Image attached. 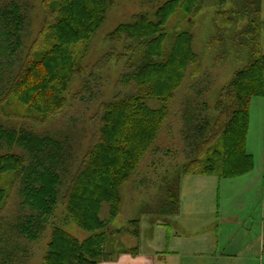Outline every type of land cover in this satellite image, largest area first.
<instances>
[{
	"label": "trees",
	"instance_id": "obj_1",
	"mask_svg": "<svg viewBox=\"0 0 264 264\" xmlns=\"http://www.w3.org/2000/svg\"><path fill=\"white\" fill-rule=\"evenodd\" d=\"M116 1L44 0V25L30 48L28 1L0 2V117L46 124L64 114L69 96L75 101L84 99L92 81L100 80L96 72L100 74L113 60L122 66L115 95L109 103H101L88 121L92 136L80 161L82 133L74 128L37 135L0 121V264H20L30 258L29 244L52 225L63 189L66 215L91 235L80 242L55 227L42 264L112 260L106 249L113 246L109 224L121 209L122 188L153 147L168 114L165 106L155 110L146 101L156 98L166 102L187 72L193 77L199 72L194 35L179 25L200 12L204 0H167L153 14H137L109 33V51L88 74L84 61ZM261 2L214 0L220 54L227 55L223 33L242 20L246 23L234 38L239 47L251 49L245 67L222 89L213 111L216 116L197 97L189 100L191 105L183 116L190 163L185 174L229 179L244 176L255 167L246 141L250 101L264 95ZM229 4L232 8L223 10ZM209 45L211 48V39ZM75 78L84 80L83 87L70 94ZM12 181H18V189L14 212L7 218L2 212ZM181 183L179 190L171 189L168 196L166 207L174 216L180 212ZM104 204L109 205L108 220L101 217ZM135 223L134 236L140 238L141 220ZM130 251L135 253L138 248Z\"/></svg>",
	"mask_w": 264,
	"mask_h": 264
},
{
	"label": "rangeland",
	"instance_id": "obj_2",
	"mask_svg": "<svg viewBox=\"0 0 264 264\" xmlns=\"http://www.w3.org/2000/svg\"><path fill=\"white\" fill-rule=\"evenodd\" d=\"M27 1L31 14L27 39L30 48L44 25L45 13L44 0ZM165 1L117 0L104 26L93 39L84 61L87 73L90 74L91 68L109 51V33L120 24L132 21L137 14H153L158 5ZM231 8L229 4L223 10ZM216 15L214 0H204L200 12L179 25V29L188 28L194 35V50L200 57L199 72L195 77L191 71L187 72L180 87L166 102L156 98L146 101L155 110L165 106L168 114L153 147L143 156L137 170L122 188L121 209L109 224L113 246L106 248L112 253V260L107 262L132 254L130 250L139 248L141 254L151 258V255L154 256V264H264V95L253 97L250 101L246 148L254 158V169L244 176L229 179L185 174L190 163L185 150L183 116L191 105L189 100L197 97L199 102L207 104L209 113L216 116L213 111L222 89L231 83L237 71L245 67L250 55L251 48L244 45L239 47L238 39L234 38L246 20L223 33V47L227 55L220 54L222 48L219 49L216 44L219 34ZM261 18V42L264 48V0L261 2ZM121 72V64L113 60L100 74L96 72L100 80L92 81L95 84L91 83L82 101L72 100L69 96L64 114L46 124L39 125L32 119L17 117H0V121L9 126L25 127L37 135H53L74 128L82 133L77 155L80 161L88 150L92 136L88 121L101 103L111 101ZM83 83L84 80L75 78L70 94L79 92ZM196 88L198 90L194 91ZM92 91L94 95H91ZM182 179L181 210L178 216H174L173 210L166 207L170 200L168 196L171 189L179 190ZM17 182H11L9 201L2 212L7 218L15 209ZM65 192L64 189L61 192L52 225L47 227L39 240L29 244L30 258L22 259L23 263L20 264H42L55 227L64 229L80 242L91 235L66 215L63 207ZM101 217L103 220L109 219L108 204H104ZM135 220H141L140 238L134 236L138 229ZM158 255L165 256V259L159 261ZM126 264L134 263L130 261Z\"/></svg>",
	"mask_w": 264,
	"mask_h": 264
},
{
	"label": "crops",
	"instance_id": "obj_3",
	"mask_svg": "<svg viewBox=\"0 0 264 264\" xmlns=\"http://www.w3.org/2000/svg\"><path fill=\"white\" fill-rule=\"evenodd\" d=\"M193 176H196V175H193ZM196 177H214V176H196ZM183 180L184 179H182V183H181V197L183 194ZM181 205H182V198H181ZM180 210H181V206H180ZM179 214H180V212L176 216H178ZM129 252H131V251H129ZM168 252H169V249H168ZM139 254H140V256H139ZM151 256L154 258L153 255H151ZM157 257H158L159 261L165 259V256H163V255H158ZM153 258L148 257L146 254H141L139 252V248H138V251L135 253L127 254L126 256H122L121 258H119L113 262H107L106 261V262H103L101 264H126L127 262H130V261L133 262L134 264H150L151 262H153V264H154ZM149 261H150V263H149Z\"/></svg>",
	"mask_w": 264,
	"mask_h": 264
}]
</instances>
